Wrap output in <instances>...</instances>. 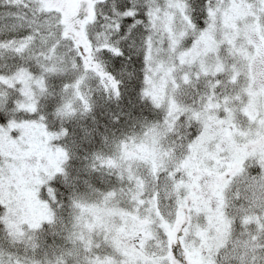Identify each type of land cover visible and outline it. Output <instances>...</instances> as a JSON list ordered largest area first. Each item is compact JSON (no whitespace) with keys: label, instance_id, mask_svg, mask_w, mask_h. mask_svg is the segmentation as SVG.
<instances>
[{"label":"snow or ice","instance_id":"obj_1","mask_svg":"<svg viewBox=\"0 0 264 264\" xmlns=\"http://www.w3.org/2000/svg\"><path fill=\"white\" fill-rule=\"evenodd\" d=\"M0 264H264V0H0Z\"/></svg>","mask_w":264,"mask_h":264}]
</instances>
